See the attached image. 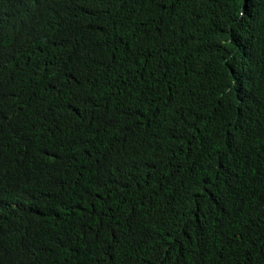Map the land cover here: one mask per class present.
<instances>
[{
	"label": "trees",
	"instance_id": "1",
	"mask_svg": "<svg viewBox=\"0 0 264 264\" xmlns=\"http://www.w3.org/2000/svg\"><path fill=\"white\" fill-rule=\"evenodd\" d=\"M0 264H264V0H0Z\"/></svg>",
	"mask_w": 264,
	"mask_h": 264
}]
</instances>
